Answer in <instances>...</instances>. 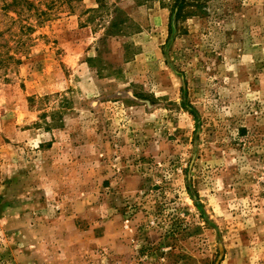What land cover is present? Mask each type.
<instances>
[{
    "label": "rangeland",
    "instance_id": "374dc122",
    "mask_svg": "<svg viewBox=\"0 0 264 264\" xmlns=\"http://www.w3.org/2000/svg\"><path fill=\"white\" fill-rule=\"evenodd\" d=\"M30 1L0 0V264H264V0L173 31Z\"/></svg>",
    "mask_w": 264,
    "mask_h": 264
},
{
    "label": "trees",
    "instance_id": "16d2710c",
    "mask_svg": "<svg viewBox=\"0 0 264 264\" xmlns=\"http://www.w3.org/2000/svg\"><path fill=\"white\" fill-rule=\"evenodd\" d=\"M212 0H161L160 5L163 9H166L170 13V30L173 31L174 28H178L179 24L187 21L188 19H192L195 17H201L207 14L208 4ZM53 3H50V7ZM24 6H32V2L30 0H11V3L6 5L5 9L9 10V8L19 9ZM22 10L18 11V14L21 15ZM116 12L123 13L120 10ZM129 20V17H127ZM125 22V21H124ZM123 22V23H124ZM115 26L117 24H114ZM113 25V26H114ZM194 112V111H192ZM194 114V113H193Z\"/></svg>",
    "mask_w": 264,
    "mask_h": 264
}]
</instances>
